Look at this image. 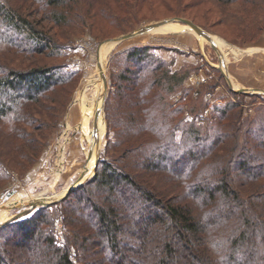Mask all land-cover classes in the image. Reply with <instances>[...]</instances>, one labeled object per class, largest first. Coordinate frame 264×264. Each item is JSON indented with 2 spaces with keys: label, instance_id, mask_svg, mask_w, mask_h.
Returning <instances> with one entry per match:
<instances>
[{
  "label": "trees",
  "instance_id": "1",
  "mask_svg": "<svg viewBox=\"0 0 264 264\" xmlns=\"http://www.w3.org/2000/svg\"><path fill=\"white\" fill-rule=\"evenodd\" d=\"M149 1L0 0V193L6 170L23 176L44 152L62 117L57 90L77 76L36 57H57L74 29L98 38L99 19L127 32ZM199 1L241 7L220 18L236 21L241 45L264 32V0ZM158 49L113 53L94 175L0 226V264H264V97L228 91L198 124L209 102L168 103L188 73L171 71ZM17 57L33 61L14 65ZM246 96L259 102L253 114Z\"/></svg>",
  "mask_w": 264,
  "mask_h": 264
},
{
  "label": "rangeland",
  "instance_id": "2",
  "mask_svg": "<svg viewBox=\"0 0 264 264\" xmlns=\"http://www.w3.org/2000/svg\"><path fill=\"white\" fill-rule=\"evenodd\" d=\"M24 5L28 8L25 9L31 11L32 14L33 7L29 4ZM227 7L228 10L223 11L220 6L213 2L199 0H166L165 2L150 0L146 2L139 13L143 20L131 30L149 22L184 14L209 32L211 34L210 39L194 33L186 24L169 22L154 28L150 32L121 41L114 48L113 45L105 43L99 50V61L105 63L107 93L109 88L113 89L112 86H109V72L110 70H117L116 65L110 62L113 53L130 46L145 44L159 47L157 53L169 62L171 71L185 70L188 73L182 87L166 95L168 103L179 104L187 100L189 96L197 97V101L204 99L209 102L205 111L196 118L198 124L205 122L206 116L211 112L212 104H223L225 102L224 97H230L228 91L232 90L221 70L217 68L218 55L211 44L220 53L221 67L225 68L227 64V71L235 88L243 86L264 88V48L260 49L257 45L264 32L253 41L242 45L238 43L236 38L239 31L235 25L236 21L231 18H223L221 21L220 18L225 13L240 11L239 8L241 7L238 4ZM31 17L33 18V15ZM65 29H53L52 31H57L61 35ZM74 30L76 33L72 36V41L65 42L57 57L46 55L36 57L38 63L42 64L61 62L76 71L77 76L73 78L71 84L57 90V94L61 97L62 117L40 158L23 176H20L14 169L5 171L7 179L5 191L0 193V206L21 205L1 211V223L22 210L25 206L22 203L30 202L27 197L35 199L57 197L66 191L68 185L74 183L85 162L88 166L89 156L87 157V155H91L83 133L88 134L93 145L94 163L97 151L100 155L106 145L108 133L104 103L107 93L103 107L101 106L87 117L86 131H83L82 119L87 108L97 98L99 90H103L96 57L100 44L108 38L126 32H121L120 28H116L102 19L97 20L95 29L92 31L93 34H98V38H94L87 31ZM31 61H33L31 57H17L13 58L12 63L14 65H28ZM208 82L214 84L213 91L208 90L199 96V91H203L202 87H207ZM259 94L264 97L263 93ZM244 99L248 103L244 105V114H253L254 107L259 105V102L251 103L252 98L249 96ZM92 173L93 169L89 172L88 178L94 175ZM8 192H12L11 195L7 196ZM58 228L60 232V223H58Z\"/></svg>",
  "mask_w": 264,
  "mask_h": 264
},
{
  "label": "water",
  "instance_id": "3",
  "mask_svg": "<svg viewBox=\"0 0 264 264\" xmlns=\"http://www.w3.org/2000/svg\"><path fill=\"white\" fill-rule=\"evenodd\" d=\"M168 20L177 21L179 23L187 24L196 34L202 35V36L206 37L207 39H210L211 34L209 32H207L205 29H203L202 27H200L199 25H197L196 23H194L192 20H190V19H188L186 17L173 16V17L163 18V19H160V20H157V21L149 22L147 24H144V25H141V26L137 27L134 30L128 31L126 33H123L121 35H118V36H115V37H112V38H108L105 41L114 40L116 43H120L121 41L127 40L129 38H133V37H136L138 35L150 32L155 27L165 23ZM211 45H212L213 49L216 51V53L218 55L217 68H219L221 70V72H222L223 76L225 77V79L227 81V84L230 87V89H232V90H234L236 92H241V93H263L264 94V88H250V87L248 88V87H244V86L243 87H238V88L233 87L232 79L230 77V74L227 71V64L225 65V68L221 67L220 64H221L222 61H221L220 53L218 52V50L216 49V47L213 44H211ZM100 75H101V78L103 80V86H104V96H103V102H104L105 95L107 93L108 84H107V77H106V74H105V70H103L102 68H101ZM98 158H99V152H98V155H97V158H96V161H95V166H96ZM95 166H94V170H93L92 175L95 173ZM79 176L80 175H78L77 179L68 188V190L66 191V193L64 195H61V196H59L57 198H53V199H50V200H47L46 198H41V199H38V200L31 201L30 203L25 205L22 210H20L19 212H16L9 219H7L6 221L0 223V226H2L3 224H5V223H7V222H9V221H11L13 219L22 217V216L30 213L32 210H34L37 207L47 206V205H50V204H53V203L61 201L63 198H65L67 196V194L71 190H73L76 187H78L79 185H81L88 178V177H86L81 182L75 183L77 180H79V178H80ZM11 193L12 192H8L6 195L9 196V195H11Z\"/></svg>",
  "mask_w": 264,
  "mask_h": 264
},
{
  "label": "bare ground",
  "instance_id": "4",
  "mask_svg": "<svg viewBox=\"0 0 264 264\" xmlns=\"http://www.w3.org/2000/svg\"><path fill=\"white\" fill-rule=\"evenodd\" d=\"M169 22H177V21H171V20H168V21H166L165 23H169ZM165 23H163V24H165ZM163 24H161V25H163ZM182 24H184V23H182ZM187 25V24H186ZM160 26V25H159ZM188 26V25H187ZM158 27V26H157ZM189 27V26H188ZM156 28V27H155ZM190 28V27H189ZM195 33V32H194ZM209 40V39H208ZM105 43H107L108 45H113V48L118 44V43H116L114 40H108V41H104V42H102L101 44H100V46H99V48H98V52H97V55H96V57H97V68H98V71H99V76H100V79H101V81H102V85H103V80H102V78H101V75H100V72H101V68L104 70V67H105V63L103 64V63H101V61H99L100 60V52H99V50H100V48L103 46V45H105ZM101 56H103V53H101ZM221 64H222V62H221ZM220 64V65H221ZM222 66V65H221ZM223 68V67H222ZM233 84V83H232ZM233 87H235L234 85H233ZM100 92H99V94L97 95V98L95 99V101H93L91 104H90V106L87 108V111H85V113H84V117H83V119H82V128H83V131H86V119H87V117L90 115V113H92L93 111H95V110H97V109H99L101 106L103 107V96H104V86H103V90L102 89H100L99 90ZM102 91V92H101ZM100 101V102H99ZM98 102H99V104H98ZM83 112V111H82ZM83 135H84V137H85V139H86V141H87V143H88V145H89V148H90V153H91V155H87V157L89 156V162H88V166H87V163L85 162L84 163V165L82 166V168H81V171H80V173L78 174V175H80L79 177V180H77L75 183H79V182H81L82 180H84V178H86V177H88V174H89V172L91 171V169H93L94 170V166H95V163H94V154H93V145H92V143H91V140H90V138H89V136H88V134H86V133H83ZM96 155H98V151H97V153H96ZM87 157H86V159H87ZM96 158H97V156H96ZM96 161V160H95ZM87 166V167H86ZM73 184V182L70 184V185H68V187H67V189H66V191L68 190V188L71 186ZM66 191L62 194V195H64L65 193H66ZM61 196V195H60ZM57 197H59V196H57ZM57 197H52V198H49V199H47V200H50V199H53V198H57ZM27 199L31 202V201H34V200H38V199H35V198H32V197H27ZM30 202H26V203H22L23 205H27L28 203H30ZM19 205H21V204H14V205H12V206H7V207H3V205H1L0 206V212L1 211H3L4 209H12V208H14V207H16V206H19ZM6 217V216H5ZM1 223V222H0Z\"/></svg>",
  "mask_w": 264,
  "mask_h": 264
},
{
  "label": "crops",
  "instance_id": "5",
  "mask_svg": "<svg viewBox=\"0 0 264 264\" xmlns=\"http://www.w3.org/2000/svg\"><path fill=\"white\" fill-rule=\"evenodd\" d=\"M261 41L257 44L259 47H260V49L261 48H264V35L261 37V39H260ZM260 52V51H259ZM263 52V51H262ZM264 53V52H263Z\"/></svg>",
  "mask_w": 264,
  "mask_h": 264
}]
</instances>
